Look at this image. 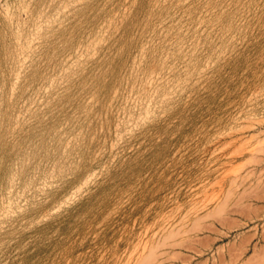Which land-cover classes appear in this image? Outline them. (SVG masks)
I'll return each mask as SVG.
<instances>
[{
    "label": "rangeland",
    "instance_id": "rangeland-1",
    "mask_svg": "<svg viewBox=\"0 0 264 264\" xmlns=\"http://www.w3.org/2000/svg\"><path fill=\"white\" fill-rule=\"evenodd\" d=\"M0 264H264V0H0Z\"/></svg>",
    "mask_w": 264,
    "mask_h": 264
},
{
    "label": "bare ground",
    "instance_id": "bare-ground-1",
    "mask_svg": "<svg viewBox=\"0 0 264 264\" xmlns=\"http://www.w3.org/2000/svg\"><path fill=\"white\" fill-rule=\"evenodd\" d=\"M236 180V179H235ZM233 195V194H232Z\"/></svg>",
    "mask_w": 264,
    "mask_h": 264
}]
</instances>
